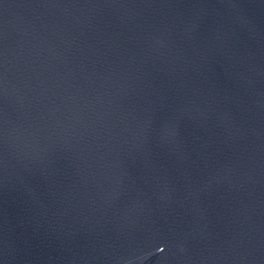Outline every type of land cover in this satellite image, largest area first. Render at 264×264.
<instances>
[{
  "label": "water",
  "instance_id": "water-1",
  "mask_svg": "<svg viewBox=\"0 0 264 264\" xmlns=\"http://www.w3.org/2000/svg\"><path fill=\"white\" fill-rule=\"evenodd\" d=\"M0 264H264V0H0Z\"/></svg>",
  "mask_w": 264,
  "mask_h": 264
}]
</instances>
